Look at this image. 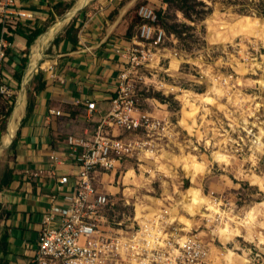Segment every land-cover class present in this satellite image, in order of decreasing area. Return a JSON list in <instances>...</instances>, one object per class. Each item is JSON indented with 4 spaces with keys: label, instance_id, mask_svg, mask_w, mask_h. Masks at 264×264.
Wrapping results in <instances>:
<instances>
[{
    "label": "rangeland",
    "instance_id": "rangeland-1",
    "mask_svg": "<svg viewBox=\"0 0 264 264\" xmlns=\"http://www.w3.org/2000/svg\"><path fill=\"white\" fill-rule=\"evenodd\" d=\"M77 1L70 0L37 36L25 32L24 46L8 52L17 64L1 65L7 92H0V145L21 95L25 103L12 138L0 152V176L11 169L10 150L26 114L33 77L49 60L52 43L81 21L95 0L82 4L55 32L28 75L31 47ZM165 4L158 17L173 40L161 65L168 71L159 70L137 95L142 110L168 118L173 136L153 161L124 163L113 181L105 177L111 183L105 188L112 193L109 226L128 231L141 215L162 210L170 222L174 219L169 230L193 233L206 243L210 264H264V60L259 57L264 0ZM171 48L185 61L170 56ZM215 73L232 74L228 85L212 82ZM217 215L220 221L213 220Z\"/></svg>",
    "mask_w": 264,
    "mask_h": 264
},
{
    "label": "built area",
    "instance_id": "built-area-1",
    "mask_svg": "<svg viewBox=\"0 0 264 264\" xmlns=\"http://www.w3.org/2000/svg\"><path fill=\"white\" fill-rule=\"evenodd\" d=\"M22 1L0 0V70L7 61L6 51L12 47L11 24L32 18L31 13L19 8ZM135 13L138 23L130 45L115 49L120 58L119 71L107 111L98 115L95 102L84 101L88 118L97 115L93 132L68 136L65 158L52 159L50 175L55 176V166L64 162L69 164L70 171L55 179L51 203L40 216L30 264L211 263L206 243L193 233L169 230L174 219L170 222L162 210L141 215L135 227L124 232L112 230L108 223L112 193L105 188L111 185L105 177L113 181V174L124 163L153 161L173 136L168 118L142 110L137 95L138 89L150 84L159 70L167 73L168 69L161 65L168 58L167 43L173 40L159 24L153 6L140 4ZM170 56L181 59L180 63L185 61L175 49ZM259 57L264 60V48ZM54 64L49 62L40 68L54 77ZM231 76L215 73L212 82L225 86ZM57 81L64 83L62 79ZM0 92H7L2 78ZM47 116L59 117L61 113L48 109ZM256 140L255 137L253 142ZM66 188L69 193L61 195ZM203 218L212 223V217L207 214ZM213 220L220 221L219 215Z\"/></svg>",
    "mask_w": 264,
    "mask_h": 264
},
{
    "label": "crops",
    "instance_id": "crops-1",
    "mask_svg": "<svg viewBox=\"0 0 264 264\" xmlns=\"http://www.w3.org/2000/svg\"><path fill=\"white\" fill-rule=\"evenodd\" d=\"M70 0H23L19 8L32 18L11 24L9 51L26 43L25 32L43 31ZM140 4L164 9L163 0H95L92 9L74 25L72 39L65 34L52 43L49 62L54 64V77L39 70L32 79V108L22 119L13 141L12 180L0 190V264H30L36 247L41 213L46 211L54 193L57 176L70 171L66 162L55 166L53 157L65 158V140L71 135L91 134L97 115L88 118L84 101H94L96 113L108 109V98L119 71L115 49L130 45L135 32L136 8ZM247 19V17H245ZM136 23V24H135ZM241 27H246L244 24ZM131 36L127 37V30ZM57 79H62L59 84ZM42 84V88L35 87ZM79 102V103H77ZM60 111L59 117H48L47 110ZM36 174V175H35ZM63 189L61 195L69 193Z\"/></svg>",
    "mask_w": 264,
    "mask_h": 264
},
{
    "label": "bare ground",
    "instance_id": "bare-ground-1",
    "mask_svg": "<svg viewBox=\"0 0 264 264\" xmlns=\"http://www.w3.org/2000/svg\"><path fill=\"white\" fill-rule=\"evenodd\" d=\"M88 1L89 0H78L77 3L74 5L73 8H77V7L81 6L82 4H84V3L88 2ZM67 20H68V18L65 20L64 23H66ZM56 31H53V28L51 27V28H49V30L47 32H45L43 35H40L35 40L34 44L31 47L30 64H29V70L27 71V74L28 75L34 69V67L36 66L37 60L39 58H41V55H42L43 50L48 45V43L51 41V39L55 35V32ZM24 103H25L24 98L21 95L18 98V103H17V105H16V107L14 109L13 114H11L12 117H11V119L9 121V124H8V133L5 136H3L2 140H1L0 152L2 150V147L4 145H6L7 142L13 136L14 130L17 127L18 121L20 120V117H21V115L23 113ZM217 158H219L220 160H225L226 161L225 157H223L222 155H217ZM210 207L211 206L207 207L206 210H209Z\"/></svg>",
    "mask_w": 264,
    "mask_h": 264
},
{
    "label": "trees",
    "instance_id": "trees-1",
    "mask_svg": "<svg viewBox=\"0 0 264 264\" xmlns=\"http://www.w3.org/2000/svg\"><path fill=\"white\" fill-rule=\"evenodd\" d=\"M172 0H163V2L164 3H166V2H171ZM176 1H179V2H181V1H184V0H176ZM156 11H157V14H160V11H158V9H156ZM137 20V22L136 23H138V19H136ZM135 23V24H136ZM137 25V24H136ZM72 26V25H71ZM70 26V27H71ZM68 28L67 30H66V34H67V36H68V38L71 40L72 39V35H70V34H73V31L75 32V30H74V28ZM71 29H72V31H71ZM41 31H35V32H33L34 34H33V36L32 37H35V36H37L39 33H40ZM131 31L128 29L127 30V33H126V36L127 37H130L131 36ZM6 56H7V52H6ZM15 63L17 64V61H15ZM42 88V84H39V85H37L36 87H35V90H39V89H41ZM31 108H32V94L30 93V96H28V104H27V108H26V114L28 115L29 113H30V111H31ZM17 134H18V131H17ZM14 145V142H13V144H12V146ZM8 171H6V174L5 175H1L0 176V190H2L3 188H7L8 187V185H9V183L11 182V180H12V170L10 169H7Z\"/></svg>",
    "mask_w": 264,
    "mask_h": 264
},
{
    "label": "water",
    "instance_id": "water-1",
    "mask_svg": "<svg viewBox=\"0 0 264 264\" xmlns=\"http://www.w3.org/2000/svg\"><path fill=\"white\" fill-rule=\"evenodd\" d=\"M82 6H79L77 8H73L71 9L67 14H65L64 16H62L60 19H58L54 25L52 26L53 31H56L57 29H59L61 26H63L65 20L68 18V20L72 17L73 14H75L78 10H80ZM67 20V21H68ZM39 60H37L36 66L38 65Z\"/></svg>",
    "mask_w": 264,
    "mask_h": 264
}]
</instances>
